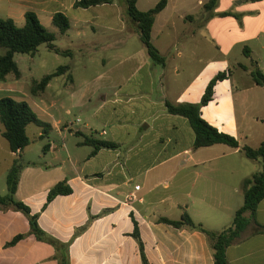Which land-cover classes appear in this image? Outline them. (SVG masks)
<instances>
[{
  "label": "crops",
  "instance_id": "1",
  "mask_svg": "<svg viewBox=\"0 0 264 264\" xmlns=\"http://www.w3.org/2000/svg\"><path fill=\"white\" fill-rule=\"evenodd\" d=\"M4 1L8 13L3 18H12L18 26L23 25L19 24L26 11H42L48 2L0 0ZM192 1L167 0L155 16L151 42L165 58V66L155 64L145 48L136 53L138 61L134 54L119 61L117 76L100 95L91 119L79 128L73 129V123L53 113V100L29 105L52 127L43 138L42 130L38 139L49 138L53 132L61 144L47 143L36 161L24 162L15 198L38 215L40 229L58 245L30 234L22 213L0 210V264H142L132 236L134 223L149 264H214L203 233L157 220H179L187 213L204 229L221 231L231 225L235 211L243 205V181L261 170L260 161L245 158L240 148H257L264 141V126L253 132L245 122L258 112V96L264 90L251 77L256 69L264 73V0H218L211 11L203 9L208 0H196L202 7L196 13L182 8ZM176 20L189 23L190 28L178 30ZM75 28L83 36L81 27ZM128 63L131 73L124 78L122 66ZM227 70L230 75L217 82L201 116L219 132L233 136L239 147L215 144L194 149L189 122L168 114L164 102L198 103L207 82ZM20 79L21 74L17 85L9 89L0 86V93L7 92L5 96L17 101L45 98V90L29 96L26 87L18 84ZM70 82L65 95L71 106L88 109L89 84L75 89L74 78ZM136 99L142 101L145 114L140 120L120 119L118 125L109 127V133L102 130L100 135L108 134L104 141L117 147L92 154L84 138L101 140L94 122L106 125L113 120L99 112L108 104L124 106ZM129 111L133 113L134 108H127L125 114ZM145 120L148 124L140 127ZM62 181L71 193L46 203L49 190ZM256 207L255 220L264 226V199ZM19 234L24 237L7 246ZM60 244L67 245L66 249ZM225 256L229 264H264V231L250 224Z\"/></svg>",
  "mask_w": 264,
  "mask_h": 264
},
{
  "label": "trees",
  "instance_id": "2",
  "mask_svg": "<svg viewBox=\"0 0 264 264\" xmlns=\"http://www.w3.org/2000/svg\"><path fill=\"white\" fill-rule=\"evenodd\" d=\"M124 1L126 3V15L135 26L148 57L155 64L165 66V58L162 57L158 49L151 42V29L155 16L166 7L167 0H159L155 4V7L146 11H141L136 7L137 0ZM112 2L113 0H75L73 7L75 9H87L99 5H110ZM217 2L218 0H208L204 4L203 9L211 11ZM52 24L61 34H64L70 28L69 19L62 12H56L52 16ZM54 40L55 35L41 24L38 16L33 11H26L24 13V23L22 26L16 25L12 18H0V48L5 49V53L0 56V81H6L5 77L8 75H12L16 80L20 78V71L14 61L16 53L34 55L39 46L44 44L50 51L56 54H71L69 50L64 51L57 48L53 44ZM245 53L247 54L248 51L245 50ZM68 69V66H60L53 73L43 76L40 81H34L33 86L30 88L31 93L37 96V92H43L54 77L60 76ZM228 75H230V70L218 72L207 82L208 84L198 103L164 102L165 110L168 114L183 117L189 122L194 132V149L210 147L215 144H224L232 148L239 147L237 140L233 136L219 132L217 128L210 125L201 116L202 106H206L213 98L215 85L217 82L227 79ZM251 77L255 84L264 87V73L256 69L251 72ZM0 124L3 128L1 136L7 141L10 152L19 155V158L13 162L7 173V192L5 195L0 196V210H14L22 213L28 220L30 234L34 235L38 240H45L56 246L58 242L46 236L40 229L37 223L38 215L32 214L24 202L18 201L15 198L21 171L26 166L21 160L20 155L30 144L26 127L30 124L41 127L43 130L41 138L44 135L47 136L52 127L41 121L25 101H17L8 96L0 98ZM83 143L92 147V154L102 148L114 149L117 147L112 142L88 137L84 138ZM240 151L245 158L260 161L261 170L243 181V205L235 211L229 227L221 231H208L201 225L193 223L187 213H183L179 220H170L168 218H159L157 220L159 223L170 225L176 229L186 227L188 230H196L203 233L209 243L214 264H229L225 256L226 249L242 239L244 230L250 224H255L261 231H264V226L259 225L255 220L256 206L264 199V141L257 148L242 146ZM70 193L71 189L66 182H59L49 190L46 203H49L59 195H68ZM132 236L138 243L142 264H149L144 254L143 244L139 238L136 223H134ZM23 237L24 235L22 234L16 235L7 243V246L15 245ZM60 245L65 249L67 247V245ZM61 264H67V261H61Z\"/></svg>",
  "mask_w": 264,
  "mask_h": 264
},
{
  "label": "rangeland",
  "instance_id": "3",
  "mask_svg": "<svg viewBox=\"0 0 264 264\" xmlns=\"http://www.w3.org/2000/svg\"><path fill=\"white\" fill-rule=\"evenodd\" d=\"M44 9L37 11L41 24L51 33L55 35L53 44L61 50H69L71 55L56 54L50 51L46 45L39 46L34 55L16 53L14 61L16 62L21 74V79L18 84L26 87L27 94L32 96L30 88L34 81H40L41 78L47 74L53 73L60 66H68L69 71L60 76L54 77L49 87L45 89V98L40 99L36 97L24 98L29 102L30 107H34L33 102H45V99L53 100L56 103L53 113L61 115V119L65 122L73 123L72 128H79L89 118L90 114L96 109L100 95L105 93V88L110 83V79L117 76L118 70L116 65L119 61L127 59L128 55L136 54L138 51L144 49L142 42L139 39L138 32L135 26L129 21L126 15V3L124 0H113L110 5H99L96 7H89L87 9L74 8L75 0H47ZM159 0H138L137 8L141 11H146L155 7ZM206 1V0H204ZM0 18L5 17L7 12L6 2H0ZM191 13H196L202 7L197 6L196 0L191 4L182 7ZM56 12L64 13L70 22V28L64 34H61L57 28L52 24L51 16ZM24 19H21L19 25H22ZM183 24L180 21H175V27L179 30L181 28H190L189 23ZM78 25L83 31V36H78L75 26ZM156 42V40L154 39ZM5 53V49L0 48V56ZM136 61L139 60L135 57ZM130 64L122 66V77L130 76ZM144 69L142 72H145ZM142 74V73H140ZM140 76V75H139ZM6 82L0 81V86L6 89L17 85V80L12 75H8ZM71 78H74V88L77 89L83 84L88 83L89 89L86 92L91 103L87 106L88 109L80 107H72L68 96L65 94L69 91L67 87L71 86ZM29 88V89H28ZM29 90V91H28ZM262 90V89H261ZM258 96L259 106L258 112H254L245 118V122L255 132L261 126H264V90ZM41 92H37L40 95ZM0 95H9L0 93ZM142 101L134 100L128 102L127 105H110L108 104L101 112L102 117H112L111 124H101L98 121L94 122V131L96 137L101 140H106L107 135H100L102 130L109 133L111 125L116 126L121 121L120 119L127 118L129 121L140 120L141 115L145 114V110L141 108ZM134 108L133 113L129 111L126 115L127 108ZM239 111V106L236 107ZM69 110V114H66ZM80 120V123L77 122ZM48 121V120H47ZM145 120L140 124L142 127ZM2 125L0 124V129ZM42 128L30 124L27 126L26 132L30 139V144L25 148L22 155V161H36L38 155L42 153V148L47 143H54L60 146L61 138L53 133L49 138L43 140L38 139ZM68 134V133H66ZM78 139V137H74ZM19 156L10 152L6 140L0 136V196L7 192L6 176L12 166L13 162ZM252 164V163H251ZM243 197V196H242Z\"/></svg>",
  "mask_w": 264,
  "mask_h": 264
}]
</instances>
